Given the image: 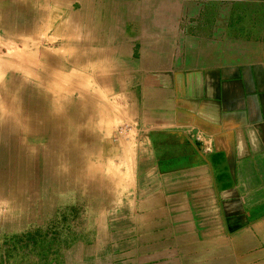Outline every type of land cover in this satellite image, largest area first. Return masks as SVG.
<instances>
[{
  "label": "crops",
  "instance_id": "crops-1",
  "mask_svg": "<svg viewBox=\"0 0 264 264\" xmlns=\"http://www.w3.org/2000/svg\"><path fill=\"white\" fill-rule=\"evenodd\" d=\"M67 3L74 68L128 125L94 144L122 168L107 264H264V0Z\"/></svg>",
  "mask_w": 264,
  "mask_h": 264
},
{
  "label": "rangeland",
  "instance_id": "rangeland-1",
  "mask_svg": "<svg viewBox=\"0 0 264 264\" xmlns=\"http://www.w3.org/2000/svg\"><path fill=\"white\" fill-rule=\"evenodd\" d=\"M67 2L0 0V264L108 262L107 192L117 202L122 168L97 164L94 144L125 124L74 68L67 20L80 5Z\"/></svg>",
  "mask_w": 264,
  "mask_h": 264
},
{
  "label": "built area",
  "instance_id": "built-area-1",
  "mask_svg": "<svg viewBox=\"0 0 264 264\" xmlns=\"http://www.w3.org/2000/svg\"><path fill=\"white\" fill-rule=\"evenodd\" d=\"M127 127H128V125H121L117 130H116V136L117 137H120V135H123L124 134V132L126 131V129H127Z\"/></svg>",
  "mask_w": 264,
  "mask_h": 264
}]
</instances>
